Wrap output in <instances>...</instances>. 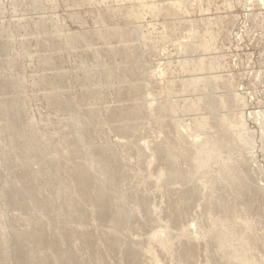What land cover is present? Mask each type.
Listing matches in <instances>:
<instances>
[{
  "label": "bare ground",
  "instance_id": "bare-ground-1",
  "mask_svg": "<svg viewBox=\"0 0 264 264\" xmlns=\"http://www.w3.org/2000/svg\"><path fill=\"white\" fill-rule=\"evenodd\" d=\"M45 1L49 2L51 0ZM65 1L67 3L70 2V0ZM135 1L140 2L142 11L147 10L152 15L158 14V6L145 4L144 0ZM92 2L95 3L94 1ZM28 3L27 6L29 5ZM160 3L162 4V2L158 4ZM68 4L67 6L69 7ZM255 5L257 6V4ZM32 6L37 9V2ZM259 6L263 8L262 5ZM132 7L134 6L132 5ZM184 7L183 1L176 0L170 3V9H167L166 12L173 15L175 12H182ZM193 9L195 10V8ZM133 12L127 11L123 14L118 12V15L121 16L120 18L124 22H132V20L141 18L142 13ZM72 14L74 13L72 12ZM113 15L115 16V14ZM170 15L169 18H171ZM74 21L81 23L82 18L81 20L74 18ZM39 23H37V26ZM29 25L26 26L30 27ZM142 25L141 27L145 24ZM132 27H134L133 24ZM99 29L102 30L103 28ZM118 32L120 33V31ZM82 34L80 31V33L69 35L70 41H79V39L85 38ZM125 34V32H121L119 39H123ZM137 34L139 35V33H136V37ZM127 35L129 40L133 39L135 41L134 33H127ZM194 35L193 39L198 34L194 33ZM209 36V39L213 40V36ZM63 38L66 39V37ZM12 39L14 40V38ZM89 39L92 38L90 37ZM89 42L87 40V44ZM20 43L23 44V42ZM70 43L72 44V42ZM37 44H39L38 41ZM201 46L204 52L210 48V42H207V38ZM18 54L20 55V53ZM97 54L99 53L97 52ZM9 55L8 60L10 59ZM211 62L205 63L202 59L198 60L193 69L209 73L216 69V65L213 64L214 61L213 63ZM127 66L125 69H120V75L123 71L129 70ZM131 66L133 65L131 64ZM66 77L68 76H65L62 72H58L51 77L53 79L49 83L50 94L47 95V100L54 107L56 106L57 110L70 113L71 117L66 124V128L70 130L69 133L72 138L68 142H61L60 138H54V135L46 137L40 134L36 128L38 125L35 126L30 119L26 118L27 120L23 121L24 124L18 123L21 114L19 103L11 99H0V170L11 171L19 169L26 172L24 179L7 182L0 192V203L8 211L6 214L3 209L1 212L3 214L0 216V264H33L31 260L33 257V249L30 247L31 243H28V245L22 244L24 238L30 239V241L33 240L39 245V254L35 257V264H264V262H254L251 256L250 248L256 245V238L252 232L251 222L253 220H250V222L240 217L241 211L237 210L233 205L234 201L238 200L241 195L252 191L251 180L249 181L243 171V167L246 164L244 160L246 159L240 158L235 163L230 162L228 158L222 160L220 170L226 171L228 174L222 181L221 189L218 188L220 184L217 185L210 181V174L207 171L209 163L220 158L222 154H234L238 145H243L242 137L248 147L253 146L252 142L242 134L245 129L240 118L235 116L233 119L230 116L231 114L234 115L236 109L242 106L240 97L237 98L230 93L232 85H227L221 78L213 75L195 78L188 82L186 85L188 90L202 93L201 98L190 105L189 111L191 113L198 112L203 107L202 105H205L213 116V119L201 117L196 120L195 129L194 131L191 129L192 132L186 133L184 132L185 130L182 131L180 125L175 122L174 115L179 111L178 107L168 103L152 105L151 107L154 109L153 115L157 117L153 123V127L157 129V132H155V129L153 131L156 134L160 132L162 136L160 135L159 137L162 138L158 141L156 140L157 142L152 145H142L137 142V139L141 140V136L145 134L146 129L135 134L133 140L127 139L132 138L130 133L137 129L140 122H143L140 119L138 107L141 106L142 98L150 88L142 81L132 80L128 89L132 94L134 93L135 97L134 99L132 98L131 103L138 109L132 112L123 111V107L108 109L104 121L108 123L106 125L109 131L113 132L121 140L117 144L123 149L121 150L123 156L125 153L129 160L130 158H135V167H133L127 164V161L123 162L118 156L120 153L117 152L118 154H116V149L114 150L109 144L94 142L95 138L90 131L95 133L100 127L94 123L97 107L87 106L82 102L81 98L77 100V98L69 97L70 99H67L64 97V99L63 81L66 80ZM88 80L90 79L88 78ZM69 81H67L68 85ZM9 84L15 87L18 92H22L24 88V86L22 88L20 83H16L14 78L13 83L9 82ZM120 87L122 88V86ZM216 88L223 89L224 95L221 96L220 94L221 97H215L212 93ZM126 99L130 102L128 98ZM125 106L129 105L125 104ZM81 115H84L85 118L81 117ZM153 127L151 128L153 129ZM200 131L204 133L211 132L212 134L199 138L197 133ZM62 140L65 141L64 139ZM72 145L76 146L75 150L70 149ZM75 152L82 153V157L78 158L79 164L74 162V158H72V154ZM66 158L67 162L71 161L69 165L64 161ZM52 178L56 179H53L56 183L54 182L53 184L50 181ZM108 187L115 190L113 191L114 193L110 191L111 189L109 190L112 195L107 191ZM71 192L80 194L83 201L86 202L85 206L82 207V202L74 199L71 201H75V205H70V202L65 200V198L75 194ZM45 195H48V197H45ZM50 196L52 199H49ZM237 202L239 203V201ZM88 207L91 210H87ZM50 208H56L53 216L48 213ZM189 210L194 213L193 215L200 216L199 232L194 236H192L190 228L184 221V218H186L184 214ZM66 219H69V221ZM55 222L61 223L64 227L56 226ZM66 226L73 228L72 234L74 238L72 241H74V244L67 239L64 233ZM191 232L194 231L191 230ZM257 248L256 250H258ZM255 252L257 253L259 250Z\"/></svg>",
  "mask_w": 264,
  "mask_h": 264
},
{
  "label": "rangeland",
  "instance_id": "rangeland-1",
  "mask_svg": "<svg viewBox=\"0 0 264 264\" xmlns=\"http://www.w3.org/2000/svg\"><path fill=\"white\" fill-rule=\"evenodd\" d=\"M44 1L0 0V4H2L0 5V60H2L0 61V99H11L16 103H19L18 105L21 108V114L18 119V123L24 124L27 119H30L33 121L35 126L38 125L36 128L39 130V133L46 137L48 135H54V138H60L61 142H68V140L72 138L69 133L70 130L66 128V124L71 117L70 113L57 110V108H55L56 106L54 107V105L49 103L47 100V95L50 94L49 83H51L53 79H51V77L56 75L58 72H62L65 76H68L65 78L66 80L63 81V89L65 90L63 98H77V100L81 98L82 102H84L87 106L97 107L94 123L96 126L100 127L97 129L98 133L97 131L95 133L90 131L95 138L94 142L99 144H109L112 148H114V150L116 149V154L120 153L118 156L123 162L127 161V164L135 167V158H130L129 160V157H127L125 153V157L123 156V152L121 151L123 149L117 144L120 143L121 140L113 132L109 131L108 126L106 125L108 123L104 121L107 110L123 107V111L132 112L139 108L140 119L143 122H140L137 129L130 133L132 134V138L127 140H133L135 134L145 131L146 129L145 134L141 136L142 138L140 137L141 140L137 139V142L142 145H152L162 138L159 137L161 135L160 132L156 134L155 132H157V129L153 127V123L157 117L153 115L154 109L151 107L152 105L168 103L178 107L179 111L174 115V120H177H175V122L180 125L182 131L185 130L184 132L186 133L192 132L191 129L194 131L196 120L201 117H210V119H213V116L206 109L205 105H202L203 107L198 112L191 113L189 111L190 105L201 98L202 93L200 91L188 90L186 85L190 80L195 78L212 75L221 78L227 85H232L230 87V93L237 98L240 97L239 99L242 101V106L236 109L234 115L231 114L230 116L233 117V119L235 116L236 118H240L245 129L242 134L252 142L253 146L248 147V145L244 142L245 139L242 137L243 145L239 144L241 147L238 145L234 154H222L220 158L215 161H211L212 163H209L207 171L210 174V181L216 183L217 185L220 184L218 188L221 189L222 181H224L227 176L226 174H228L226 171L220 170V163L222 160L228 158L230 162L232 161L235 163L240 158L243 160L246 159L244 160L246 167H243V171L249 178V181L251 180L250 184L252 185V194L247 192L245 195H241L242 197L240 196L238 200H235L233 205L237 210L241 211L240 217H243V219L248 221L253 220L255 223L254 224L250 221L252 223V232L256 238V245H253L250 248L252 254L251 256L254 262H264V1L248 0V2L247 0H197V2H195L196 0H179L184 2V6L186 8L184 7L182 12H175L173 15L167 14L166 11L167 9H170V3H173L176 0H144L145 4L158 6V14L156 15H152L147 10L142 11L140 2L135 0H70V2H68L69 4L65 0H51L49 2ZM33 2H37V9L32 6L34 4ZM159 2H162V4H158ZM19 3L22 5H18ZM27 3L29 4L28 6ZM53 3L56 4L54 5ZM255 4H257L258 7ZM258 4L262 5L263 8ZM132 5L134 7H132ZM193 8H195V10ZM127 11H134L133 13L139 12L142 13V16L138 20L124 22L121 20V16L118 15V12L123 14ZM72 12L74 14H72ZM103 14L105 15L103 16ZM113 14H115V16ZM98 15L101 17L99 18ZM169 15L171 18H169ZM109 16L110 18H108ZM74 18L79 20L82 18V24L76 23ZM37 23H39L38 26ZM132 24L134 27H132ZM142 24H145V27ZM26 25H29L30 27ZM141 25L143 27H141ZM223 27L224 29H222ZM4 28H6V31L3 30ZM99 28L103 29L100 30ZM115 29L117 32L114 31ZM80 31L81 34L84 32L82 35L85 36V38L79 39V41H70V36L75 33H80ZM118 31H120V33H126L123 39H119L120 33ZM135 32L139 33V35L137 34V37ZM90 33L91 35H89ZM127 33H134L136 37L134 38L135 41H133V39L129 40ZM194 33L198 34L196 35L198 39L196 37V39L194 38L195 40L193 39ZM208 35H212L213 40L209 39L210 36L208 37ZM62 36L66 37V39ZM88 37H91L92 39H89ZM205 37L207 38V42H210V48L206 52L203 51L201 46L205 42ZM12 38H14V40ZM45 39H47L46 41L48 42H46ZM36 40L39 44H37ZM87 40L91 43L89 42L87 44ZM49 41L52 42L50 43ZM66 41L68 42L65 43ZM69 41L72 42V44ZM20 42H23V44ZM38 45L41 47L39 48ZM4 49L8 51L10 50V52L7 51L6 53V50L4 51ZM97 52L99 54H97ZM18 53H20V55ZM8 55L10 56L9 60L7 59ZM201 59L205 63H210L211 61V63H213L214 61L213 64L216 65V69L210 71L209 73L195 71L193 69L195 68L194 65ZM131 64L133 66H131ZM186 65H188L187 68H185ZM126 66L129 67V70L125 72L123 71L120 75V69H125ZM141 70H143L144 73ZM13 78L16 83L18 82V84L20 83V85H22V88L24 86L22 92H18L15 90V87L9 84V82L13 83ZM45 78L47 79L45 80ZM88 78L90 80H88ZM18 79L19 81H17ZM132 80L142 81L148 88H150V90L148 89L149 92L147 91L142 98L141 106L138 108L131 103L135 97L134 93L132 94V92L128 89ZM67 81H69V85ZM120 86H122V88ZM83 92L85 93L83 94ZM212 94L215 97H221L224 95V90L216 88ZM18 95L20 99L23 98L21 101ZM126 98H128L130 102H128ZM125 104L129 106H125ZM81 117L85 118L84 115H81ZM149 127L150 130L152 129L151 127H153L151 130L152 132L149 130ZM154 129L155 132L153 131ZM197 134L199 138H204L205 135H210L212 133H204L200 131ZM149 139L154 141H150ZM75 148L76 146L73 145L70 147V149L73 150H75ZM72 155L74 162L79 164L80 161L78 158L82 157V153L75 152ZM64 161L68 163V165L71 163V161L67 162V158ZM46 170L50 171L49 169ZM0 171V192L7 182L14 181L16 179H24L26 174V172L19 169ZM53 179L55 178H52L50 181L54 184V182L56 183V179L54 181ZM65 183H67V181H65ZM110 189L111 188L108 187L107 191ZM110 191L113 192L115 190L112 188ZM110 191L109 193H111ZM71 193L75 194L65 198V200L70 202V205H75V201H71L74 199L81 201L82 207L85 206L86 202L83 201L80 194L76 192ZM110 195H112V193ZM45 197H48V195H45ZM49 199H52V197L50 196ZM237 201H239V203ZM2 207L3 205L0 203V216L3 214H1L3 209L5 210L4 213L7 214L8 212L6 208ZM87 210H91V208L88 207ZM55 211L56 208H50L48 213L53 216ZM189 212L190 210L184 214V217H186L184 218V221L188 228H190V233L193 234L191 235L194 236L199 232L200 216L193 215L194 213L191 212L190 214ZM66 220L69 221V219ZM55 224L56 226L60 225L61 228L64 227L61 223L55 222ZM191 230L194 232H191ZM64 233L66 234L67 239L71 240V243L73 242L72 244H74V241H72L74 238V235L72 234L73 228L66 226ZM25 239L27 238H24L22 244L28 245V243H31L30 247L34 250H32L33 257L31 260L32 263L35 264V257L39 254V245H37L33 240L30 241V239H27L26 242ZM68 245L71 244L69 243ZM256 248L262 254L259 252L256 253L255 251H258ZM62 249L64 248L62 247Z\"/></svg>",
  "mask_w": 264,
  "mask_h": 264
}]
</instances>
